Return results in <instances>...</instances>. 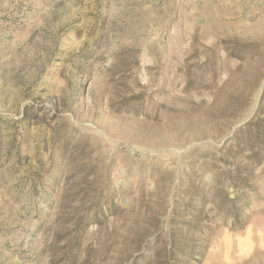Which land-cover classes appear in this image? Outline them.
<instances>
[{
  "label": "rangeland",
  "instance_id": "obj_1",
  "mask_svg": "<svg viewBox=\"0 0 264 264\" xmlns=\"http://www.w3.org/2000/svg\"><path fill=\"white\" fill-rule=\"evenodd\" d=\"M0 264H264V0H0Z\"/></svg>",
  "mask_w": 264,
  "mask_h": 264
}]
</instances>
